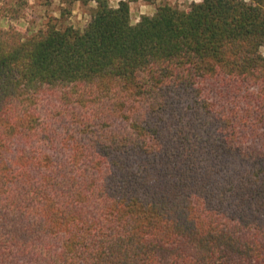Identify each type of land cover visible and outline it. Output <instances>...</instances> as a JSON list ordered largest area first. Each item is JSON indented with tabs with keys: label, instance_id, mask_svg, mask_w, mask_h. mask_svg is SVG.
<instances>
[{
	"label": "trees",
	"instance_id": "1",
	"mask_svg": "<svg viewBox=\"0 0 264 264\" xmlns=\"http://www.w3.org/2000/svg\"><path fill=\"white\" fill-rule=\"evenodd\" d=\"M70 1L0 27V264H264L263 0Z\"/></svg>",
	"mask_w": 264,
	"mask_h": 264
},
{
	"label": "rangeland",
	"instance_id": "2",
	"mask_svg": "<svg viewBox=\"0 0 264 264\" xmlns=\"http://www.w3.org/2000/svg\"><path fill=\"white\" fill-rule=\"evenodd\" d=\"M120 0H111L117 6ZM196 0H132L131 18L139 21L143 15L154 14L162 4L186 8ZM96 3L70 0H4L0 4V27L16 26L28 37L46 27L49 21L59 27L73 25L84 28ZM264 8V0L262 2Z\"/></svg>",
	"mask_w": 264,
	"mask_h": 264
},
{
	"label": "clouds",
	"instance_id": "3",
	"mask_svg": "<svg viewBox=\"0 0 264 264\" xmlns=\"http://www.w3.org/2000/svg\"><path fill=\"white\" fill-rule=\"evenodd\" d=\"M202 2V0H196V3H201Z\"/></svg>",
	"mask_w": 264,
	"mask_h": 264
}]
</instances>
